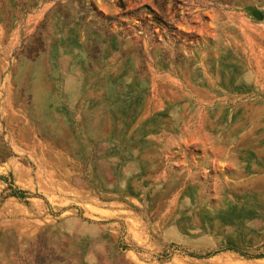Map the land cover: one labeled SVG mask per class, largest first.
<instances>
[{"label":"rangeland","instance_id":"obj_1","mask_svg":"<svg viewBox=\"0 0 264 264\" xmlns=\"http://www.w3.org/2000/svg\"><path fill=\"white\" fill-rule=\"evenodd\" d=\"M264 0H0V264H264Z\"/></svg>","mask_w":264,"mask_h":264},{"label":"water","instance_id":"obj_2","mask_svg":"<svg viewBox=\"0 0 264 264\" xmlns=\"http://www.w3.org/2000/svg\"><path fill=\"white\" fill-rule=\"evenodd\" d=\"M252 15L254 18H256L259 21H262L264 19V15H262L260 12L258 11H253Z\"/></svg>","mask_w":264,"mask_h":264}]
</instances>
